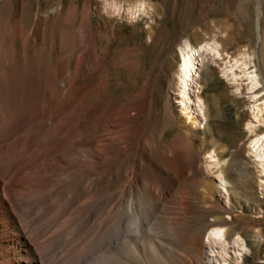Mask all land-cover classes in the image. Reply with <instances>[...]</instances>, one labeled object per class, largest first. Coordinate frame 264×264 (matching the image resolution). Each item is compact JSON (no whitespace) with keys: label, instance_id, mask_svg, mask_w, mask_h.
<instances>
[{"label":"bare ground","instance_id":"obj_1","mask_svg":"<svg viewBox=\"0 0 264 264\" xmlns=\"http://www.w3.org/2000/svg\"><path fill=\"white\" fill-rule=\"evenodd\" d=\"M123 1H105L102 11L133 24L151 17V1L125 0L126 9ZM77 10L55 16L69 29L46 26V17L28 31L20 19L8 32L0 21V264H156L161 253L177 258L189 240L202 243L193 236L200 223L195 215L204 214L212 193L224 195L226 185L220 172L217 187L207 183L205 141L199 139L196 147L193 136L207 118L196 96L202 50L183 41L177 76L180 115L185 127L194 128L165 141L176 117L168 96L164 112L159 110L155 68L134 82L132 92L121 91V81L114 87L118 70L126 68L130 78L142 70V46L124 43L119 25L108 31L96 24L92 12L78 23ZM41 11L40 6L37 14ZM48 32L51 42L65 47L50 52V62L42 57L51 49L30 52ZM6 36L11 43L3 51ZM19 37L24 60L15 48ZM206 50L214 58L219 46ZM241 65L245 73L248 64ZM255 74L247 75L251 89L260 84ZM251 109L254 131L264 125V101ZM249 146L263 174L264 132ZM230 234L240 260L245 242ZM207 240L211 253L218 251L227 262L225 228L215 226Z\"/></svg>","mask_w":264,"mask_h":264},{"label":"rangeland","instance_id":"obj_2","mask_svg":"<svg viewBox=\"0 0 264 264\" xmlns=\"http://www.w3.org/2000/svg\"><path fill=\"white\" fill-rule=\"evenodd\" d=\"M105 1L113 0H0V21L5 20L8 32L20 19L28 31L38 19L46 17V26L54 23L69 29L70 24L55 20V16L58 11L63 10L68 15L77 8L78 23L92 12L94 22L108 27V31L121 26L119 30L124 43L140 44L144 61L140 74L133 78L126 68L118 70L114 76V87L121 81L124 84L120 86L121 91L132 92L134 82L144 80L154 67L152 74L160 77L157 85L159 110L164 112L168 96L176 117L174 126L166 132L165 141L169 142L176 135L186 133V128H194L191 124L185 127L184 118L180 115L177 76L183 41L188 40L194 48H200L199 55L203 60L197 68L196 85L199 86L196 96L203 102L207 118L204 125L194 129L196 134L193 136L196 147H199V139L205 141L201 156L207 183L217 187V173L220 172L226 180L224 195L220 191L212 193L204 214L195 215L194 220L199 219L200 223L192 232L193 236L202 237V243L189 240L182 246L183 254L177 256L178 259L161 253L163 256H158L156 264H264V173H259L249 146L264 132L263 124H257L254 131L249 129L251 121H254L251 108L264 101V0H148L154 5L151 17L145 15L134 24L126 19L111 18L102 11ZM124 1L121 5L126 9L129 3ZM40 6L42 11L37 14ZM156 24L157 36L150 39V29ZM133 27L137 29L136 33ZM49 33L46 38H39L32 51L31 45L27 47L31 53H37L44 47L51 49L42 57L48 62L54 58L50 52H60L65 48L56 39L51 42ZM10 43V37L6 36L3 51L8 50ZM215 44L219 50L218 56L213 58L214 53L206 49H213ZM15 48L19 58L24 60L26 47L22 38L15 40ZM243 62L248 64L245 73L242 72ZM253 71L260 83L255 89H251L247 77ZM160 122L162 125L163 113L160 114ZM165 141L158 146L159 149L166 145ZM212 151L216 154L210 161ZM215 160H219L218 168L212 164ZM171 206L174 208L175 205ZM215 226L225 228L224 258L227 262L222 261L218 251L212 254L208 245L207 235ZM227 233H233L234 237L245 242L247 252L240 260H237L236 245H232L233 240L227 238ZM158 234L162 236L163 232ZM166 246L169 248L168 244ZM171 246L179 247L173 243Z\"/></svg>","mask_w":264,"mask_h":264}]
</instances>
